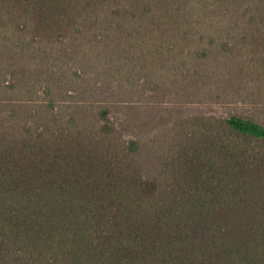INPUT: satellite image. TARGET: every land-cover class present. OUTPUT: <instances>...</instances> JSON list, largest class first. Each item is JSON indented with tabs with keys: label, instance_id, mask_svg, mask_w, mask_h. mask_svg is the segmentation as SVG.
<instances>
[{
	"label": "trees",
	"instance_id": "16d2710c",
	"mask_svg": "<svg viewBox=\"0 0 264 264\" xmlns=\"http://www.w3.org/2000/svg\"><path fill=\"white\" fill-rule=\"evenodd\" d=\"M15 17L77 51L122 40L229 69L238 49V71L264 74V0H0V19ZM15 107L0 108V264H264V122L223 117L198 167L159 189L74 114Z\"/></svg>",
	"mask_w": 264,
	"mask_h": 264
},
{
	"label": "rangeland",
	"instance_id": "374dc122",
	"mask_svg": "<svg viewBox=\"0 0 264 264\" xmlns=\"http://www.w3.org/2000/svg\"><path fill=\"white\" fill-rule=\"evenodd\" d=\"M17 19L23 20L18 21L22 27L0 19V108L18 105L17 116L23 118L48 114L43 106L34 112L31 107L52 103L48 115L51 109L61 120L74 114L125 164L133 163L143 181L159 189L198 167L211 150L206 149L208 134L216 142L222 134L223 117L237 114L264 122V74L256 66L246 67L248 62L238 71V49L224 51V59L233 55L236 63L229 69L219 66L223 61L211 66L191 62L193 69L188 51L161 55L131 43L123 51L122 40L107 53L91 45L77 51L64 47L56 34L36 36L33 19ZM229 41L232 45L237 38ZM100 109L108 111V120ZM104 123L109 127L102 137Z\"/></svg>",
	"mask_w": 264,
	"mask_h": 264
}]
</instances>
